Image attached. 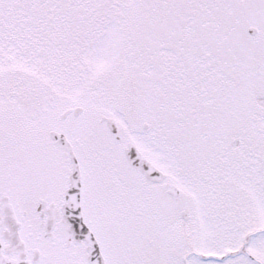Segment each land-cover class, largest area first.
Masks as SVG:
<instances>
[{"label":"snow or ice","instance_id":"6c2138e0","mask_svg":"<svg viewBox=\"0 0 264 264\" xmlns=\"http://www.w3.org/2000/svg\"><path fill=\"white\" fill-rule=\"evenodd\" d=\"M0 264H264V0H0Z\"/></svg>","mask_w":264,"mask_h":264}]
</instances>
